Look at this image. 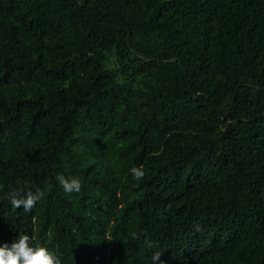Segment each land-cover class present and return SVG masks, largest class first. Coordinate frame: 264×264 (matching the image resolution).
I'll return each instance as SVG.
<instances>
[{"label": "trees", "instance_id": "1", "mask_svg": "<svg viewBox=\"0 0 264 264\" xmlns=\"http://www.w3.org/2000/svg\"><path fill=\"white\" fill-rule=\"evenodd\" d=\"M20 234L62 264H264V0H0V245Z\"/></svg>", "mask_w": 264, "mask_h": 264}, {"label": "clouds", "instance_id": "2", "mask_svg": "<svg viewBox=\"0 0 264 264\" xmlns=\"http://www.w3.org/2000/svg\"><path fill=\"white\" fill-rule=\"evenodd\" d=\"M130 175L133 180L142 181L145 177L143 166L131 168ZM55 179L66 194L79 193L82 189V183L77 177L59 174ZM43 196L44 193L40 189H36L35 192L12 189L7 193L10 206L24 213H31ZM30 239L28 234H20L10 245L7 243L0 245V264H62L59 255L50 252L47 247L30 246ZM159 259L160 254H153L154 262Z\"/></svg>", "mask_w": 264, "mask_h": 264}]
</instances>
